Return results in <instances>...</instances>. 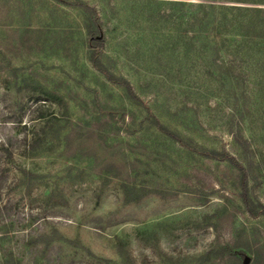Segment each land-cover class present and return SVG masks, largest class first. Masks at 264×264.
Returning a JSON list of instances; mask_svg holds the SVG:
<instances>
[{
	"label": "rangeland",
	"instance_id": "rangeland-1",
	"mask_svg": "<svg viewBox=\"0 0 264 264\" xmlns=\"http://www.w3.org/2000/svg\"><path fill=\"white\" fill-rule=\"evenodd\" d=\"M74 1L0 0V264H237L206 258L224 245L264 264V83L246 85L244 152L231 92L182 53L178 0H81L138 100L88 60ZM207 149L249 166L257 215Z\"/></svg>",
	"mask_w": 264,
	"mask_h": 264
},
{
	"label": "trees",
	"instance_id": "trees-1",
	"mask_svg": "<svg viewBox=\"0 0 264 264\" xmlns=\"http://www.w3.org/2000/svg\"><path fill=\"white\" fill-rule=\"evenodd\" d=\"M167 4L179 7L178 32L184 56L194 53L205 62L207 74L231 92L227 96L231 101L228 116L231 123L237 122V129L231 127L230 132L236 144L244 152L248 151L250 141L244 137L238 120L242 119L246 108L248 96L245 89L249 80L254 78L259 86L264 83V0H178L168 1ZM70 5L84 14L87 58L92 66L106 79L121 86L131 99L138 100L130 82L111 74L101 60L104 36L96 9L81 0H75ZM161 16L170 21L175 18L174 14ZM152 118L159 130L181 144H186L184 137L170 132L153 115ZM206 154L210 158L227 162L237 171L239 197L247 211L257 215L259 211H256L257 207L250 196L249 166L224 150L207 149ZM261 208L260 212L264 213V207ZM237 252L235 247L224 245L208 252L206 258L212 255L223 258L228 255L235 263L243 264Z\"/></svg>",
	"mask_w": 264,
	"mask_h": 264
},
{
	"label": "water",
	"instance_id": "water-1",
	"mask_svg": "<svg viewBox=\"0 0 264 264\" xmlns=\"http://www.w3.org/2000/svg\"><path fill=\"white\" fill-rule=\"evenodd\" d=\"M247 261H245V263H246Z\"/></svg>",
	"mask_w": 264,
	"mask_h": 264
}]
</instances>
